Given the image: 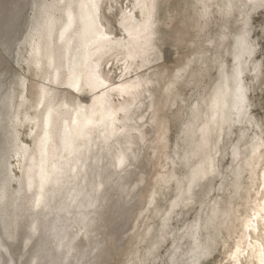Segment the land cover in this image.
I'll list each match as a JSON object with an SVG mask.
<instances>
[{
  "label": "bare ground",
  "instance_id": "obj_1",
  "mask_svg": "<svg viewBox=\"0 0 264 264\" xmlns=\"http://www.w3.org/2000/svg\"><path fill=\"white\" fill-rule=\"evenodd\" d=\"M119 1H34L18 58L29 52L24 60L31 75L20 76L0 98V264L8 263V255L13 260L9 240L19 236L32 241L31 264H114L122 253L133 254L125 238L114 239L109 225L113 214L143 207L152 177L164 167L167 126L159 94L166 69L157 62L163 23L170 26L174 16L172 8L165 17L161 13L172 0L114 5ZM198 2L205 11L216 3ZM14 5L19 12L23 1ZM221 8L229 12L232 3L224 0ZM6 40L5 49L13 51V41ZM238 44L234 86L225 73L207 100L203 174L214 168L225 110L234 109L240 123L251 122L241 80L240 57L248 50L244 34ZM115 61L125 72L119 81L107 69ZM23 126L32 131L33 144L21 137ZM244 153L251 180L236 264H264V138L248 134L233 160Z\"/></svg>",
  "mask_w": 264,
  "mask_h": 264
},
{
  "label": "rangeland",
  "instance_id": "obj_2",
  "mask_svg": "<svg viewBox=\"0 0 264 264\" xmlns=\"http://www.w3.org/2000/svg\"><path fill=\"white\" fill-rule=\"evenodd\" d=\"M13 1H0V11L3 10L0 54L5 60L0 63V94L5 91L1 99L20 76L31 75L24 60L29 52L23 51L22 61L19 53L29 33L35 0H21L23 10L19 12L14 5L16 0ZM130 1L120 0L114 5L126 7ZM215 1L208 11L200 2L195 4V0H172L163 4L162 16L171 8L174 16L170 26L162 22L163 56L157 62L166 69L158 97L159 114L167 126L164 167L160 166L152 177L147 200L138 212L112 215L109 231L114 239L125 238V247L133 249V254L130 250L122 253L114 264H124V261L126 264H236L237 248L244 234L251 172L246 161L248 154L234 161L232 152L248 134L264 138V0H229L232 3L229 12L221 8L224 0ZM196 9L200 10L199 14ZM180 27L185 36L179 34ZM242 34L248 50L240 57L241 80L251 122L240 123L234 109L225 110L214 168L203 174L206 146L202 142L205 135L202 127H206L207 100L225 73L234 86L233 70ZM4 40L13 41V51L5 49ZM107 67H112L111 74L117 81L125 74L118 61L110 62ZM31 133L28 127H22L21 137L33 144ZM13 153V167H18L17 153ZM133 236L135 240L130 245ZM9 241L14 246V257L12 260L8 255L7 264H31L32 241L20 236Z\"/></svg>",
  "mask_w": 264,
  "mask_h": 264
}]
</instances>
